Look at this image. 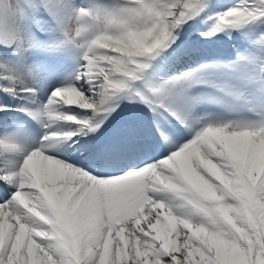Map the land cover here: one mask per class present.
<instances>
[{"label": "bare ground", "instance_id": "1", "mask_svg": "<svg viewBox=\"0 0 264 264\" xmlns=\"http://www.w3.org/2000/svg\"><path fill=\"white\" fill-rule=\"evenodd\" d=\"M155 1L60 0L53 16L40 7L42 0H16V12L23 24L13 31L0 29V83L19 89L21 85L15 80H3L18 76L26 85L38 77L37 68L39 71L52 65L61 69L62 75L65 72V80L70 79L59 82L60 89H78L96 105L94 109H86L69 104V99L80 98L70 96L68 91L53 100L56 109L50 112L53 126L67 130L65 133L85 131L84 137L73 146H67L62 139L59 149L64 154L75 156L78 149H86L83 142L90 134L88 129L95 125L100 130L104 128L109 112L121 110L119 116H113L115 124L120 122L122 114L127 116L126 121L132 118L131 109L136 113L135 107L141 109L139 116H150L154 122L165 126L162 135L166 136L163 142H167L168 147L160 158L209 126L228 130L264 127V16L260 13L259 0H201L187 17H181V6L187 0H163L161 10L156 9ZM77 8L86 9L73 21L78 35L71 38L74 41L61 39V23L68 21ZM233 8L238 14L231 20L221 21L224 27L217 30L218 19ZM147 11L149 22L145 17ZM174 16L181 19L179 25L172 23ZM98 50H103L105 55L96 63L93 54ZM101 76L103 84L99 81ZM32 88L36 89L31 99H39L37 94L42 85ZM109 88V94L101 97V91L104 95ZM28 92L0 87V128L5 125L4 130H0V171L22 163L17 159L19 148L14 134L11 139L3 133L9 126L2 118L11 111L19 112V100L24 101ZM61 97L63 99L57 103ZM157 110L180 120L179 124L172 122L175 131L171 118L165 123V118L154 117ZM69 115L76 120L64 118ZM184 123L190 128L186 137L183 136ZM118 128L112 131L110 138L118 134ZM132 139L135 140L127 139L126 143L115 146L109 143L106 148L123 150L122 158L127 160L128 153L133 157L145 150V146L146 153L148 147L153 151L149 156L151 161L156 157L154 153L160 148V141L141 135ZM115 141L123 142L118 137ZM87 151L80 155L85 156ZM15 190V185L5 182L4 187L0 186V202ZM170 190L176 194L171 200L167 199L171 193L152 195L164 198L173 206V211L182 216L191 212L198 201H217L215 192L203 195L187 181L173 182ZM60 219L71 264H83L91 249L82 247V240L94 238L93 234L82 231L83 222L71 212ZM191 219L200 217L192 215Z\"/></svg>", "mask_w": 264, "mask_h": 264}, {"label": "snow or ice", "instance_id": "2", "mask_svg": "<svg viewBox=\"0 0 264 264\" xmlns=\"http://www.w3.org/2000/svg\"><path fill=\"white\" fill-rule=\"evenodd\" d=\"M200 2L183 3L181 17ZM259 3L264 16V0ZM40 7L55 16L59 0H42ZM237 14L233 8L222 15L217 30L225 15ZM181 22L177 18L174 26ZM65 91L80 98L69 104L96 108L76 89H57L55 95ZM86 156L99 173L33 152L19 174L0 176L16 188L0 202V264H71L60 219L69 212L94 237L82 240L91 249L83 264H264V127L209 126L147 163L99 146ZM175 181H187L203 195L215 192L217 201H198L179 215L152 195L175 198Z\"/></svg>", "mask_w": 264, "mask_h": 264}, {"label": "clouds", "instance_id": "3", "mask_svg": "<svg viewBox=\"0 0 264 264\" xmlns=\"http://www.w3.org/2000/svg\"><path fill=\"white\" fill-rule=\"evenodd\" d=\"M16 10H17L16 0H0V29H2L4 31H13V30H16L22 26L23 21H22L21 17L19 15H17ZM85 11H86V9L77 8V10L72 14V17L68 21L61 23V25H60L61 39H71V38H74L76 35H78V28L74 24L73 21L77 17L82 15ZM232 18L233 17L229 16V15L224 16L225 20H231ZM175 19L176 18L174 16L172 18L173 24L175 23ZM134 22L135 21H132V23H134ZM118 38H119V35H118ZM104 55H105V53L103 52V50H98L97 53L93 54V59L95 60L96 63H99V60L101 58H103ZM89 62L91 63L92 61L90 60ZM89 71H91V69H89ZM101 71H103V68H101ZM10 80L11 81L15 80L17 83H19L21 85V87L19 89H14L11 87L10 84H4V83H0V87H3L9 91H21V92L31 91L30 88H28L26 85L23 84V81L20 80L18 76H13L10 79H4L3 81H10ZM103 80H104V78L101 76L99 78V81L101 84H103ZM78 91L81 92L80 90H78ZM55 92H56V90L52 93L51 97L49 98L48 104L45 106V109H43V110H46L48 112H52V111L56 110L53 107V103H52L53 100L56 99ZM81 93H83V92H81ZM100 95H101V97L103 96V91H101ZM62 99L63 98L61 97L60 100H57L56 102L60 103V101ZM69 116H66L64 118L68 119ZM61 135L70 136V135H72V133L71 132L61 133L59 131H53V132L49 133L48 135H46L45 140L47 141V144L43 145L42 147H50V146L54 145L55 143H57V138L60 137ZM33 152L43 153V151H41L39 148L26 152L24 155L22 163H19L15 167H7L6 166V168L4 170L0 171V176H7L11 173H17V174L20 173L24 168V161Z\"/></svg>", "mask_w": 264, "mask_h": 264}, {"label": "rangeland", "instance_id": "4", "mask_svg": "<svg viewBox=\"0 0 264 264\" xmlns=\"http://www.w3.org/2000/svg\"><path fill=\"white\" fill-rule=\"evenodd\" d=\"M25 1L30 2L31 0H25ZM154 4H155L156 9H158V10H161L164 7L163 0H156ZM226 9H229V8H226ZM145 17L148 19L147 22H149L150 21L149 20L150 19V15H149L148 11L146 12V16ZM215 197L217 198L216 194H215Z\"/></svg>", "mask_w": 264, "mask_h": 264}]
</instances>
